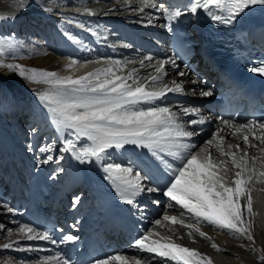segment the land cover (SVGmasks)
I'll list each match as a JSON object with an SVG mask.
<instances>
[{
  "label": "snow or ice",
  "instance_id": "obj_1",
  "mask_svg": "<svg viewBox=\"0 0 264 264\" xmlns=\"http://www.w3.org/2000/svg\"><path fill=\"white\" fill-rule=\"evenodd\" d=\"M254 6H264V0H190L184 10L158 5L154 0H141L140 10L151 8L160 12L171 30V22L186 13L195 15L203 11L212 21L230 25ZM44 10L51 11L48 8ZM15 46L11 38H0V56ZM152 60L151 56L139 60L140 68L153 69L143 76L135 75L139 71L136 68L127 75H119L126 64L120 60L76 78L62 76L55 71L29 69L3 60H0V67L32 83L50 85L49 89L36 94L52 125L66 134L60 138V151L82 164L100 165L105 179L111 182L123 203L135 205L143 212L136 197L145 193H162L169 200L168 208L180 209L179 215L165 212L153 222L154 226L168 222L187 229L189 237L196 233L210 240L211 237L198 226L203 222L236 238L253 241L250 220L254 215L252 191L255 185H264V117L244 122L218 117L224 127H218L205 145L197 149L191 141L202 129L192 126L204 125L208 118L201 115L198 108L181 106L180 113H177L165 103L168 93L184 91L175 80L168 84L162 79L167 74L166 64L178 65L175 60L157 61L155 64L151 63ZM92 62L99 61H85L83 64ZM80 64L77 59H71L66 69L72 70ZM250 71L264 75V66L253 67ZM177 75L183 77L185 73L180 71ZM200 95L211 97L213 93L201 90ZM181 114L189 119L182 121ZM225 129L231 130L228 133L231 137L239 134L243 144L255 149L258 155L245 151L240 144L226 143V136L222 135ZM126 146L147 150L163 167L169 177L167 183L163 187L149 186L145 183L149 175L142 174L138 166H133L132 162L122 164L112 160L110 150H121ZM211 149L218 156H214ZM40 151L50 153L52 148L42 147ZM57 159L62 160L63 156ZM52 160L53 156L47 155L42 163ZM63 171V168L58 169V172ZM73 203L78 204L79 197ZM153 203L158 205L160 201L154 200ZM3 207L7 213L16 212L6 204ZM186 217L194 222L187 223ZM0 231H6L9 238L14 234L19 237L16 241L0 245L4 250H34L32 246L20 247V240L58 243L48 231H39L28 223L18 224L15 233L12 229H5L4 225H0ZM77 240V236L69 233L59 243ZM132 246L173 264H213L210 257L197 249L177 243L171 236L161 235L154 228L143 231ZM212 248L218 252L222 250L214 242ZM258 258L264 262V254ZM143 260V257L130 260L125 255H112L94 259L92 264H142ZM43 261L44 264H72L71 258L59 251L43 257ZM19 264H25V261L21 260ZM148 264H151V257Z\"/></svg>",
  "mask_w": 264,
  "mask_h": 264
},
{
  "label": "bare ground",
  "instance_id": "obj_2",
  "mask_svg": "<svg viewBox=\"0 0 264 264\" xmlns=\"http://www.w3.org/2000/svg\"><path fill=\"white\" fill-rule=\"evenodd\" d=\"M56 1L58 2V0H45L44 2L43 1L39 2L38 0H23V2L19 5L17 4V2H12V3L13 4L16 3L21 8L24 7L26 9L27 7V9H32L30 10V11H34L31 13L32 17H35L37 16L35 12L38 11L43 12L44 14H48L49 11H45L44 9L45 8L52 9V7H54V5L56 4ZM12 3H10L11 6ZM84 3H88L90 6V8L86 9V11L88 13L93 12L96 20L97 19L99 20L101 33L108 39V41H111L115 46L117 60L126 62L125 66L123 67V70L118 72L119 75H127L129 72H131L133 68L139 69V71L135 73L136 76H143L145 75L146 72H152L153 69L151 67L140 68L139 60L145 56L153 57V60L151 62L152 64H155L157 61L173 60L172 57L169 56L168 50L160 45L157 38L149 37V34H151L161 39L166 38L165 29L163 28V24L160 23V19L162 18L161 13L151 8H144L143 11H141L140 10L141 0H84ZM189 3L190 0H183V1L180 0V2L177 3L175 7H179L180 5L182 7H186ZM48 5L51 7H48ZM256 14H257V19L260 20L264 19V12L261 9L256 10ZM188 15L193 18L198 17V13L195 15L188 13ZM51 16L52 15H48L47 18L49 21L48 27L53 34V35L51 34L53 38L51 40L52 42H48L46 44L49 45L52 43L53 46L52 48L54 50V53L49 51V54L46 55L48 50L45 49L44 54L46 56H44L41 61H39L40 59L37 61L38 66L47 70H54L55 72L59 73L62 76L71 75L74 78L88 73L86 70L88 69L89 66L96 64H99L100 68L109 66L106 65L104 62H102L103 61L102 59H93L94 61H99L98 63L92 62V63H87L86 65L83 64V62L88 61L87 60L88 54L84 58H82L81 55L64 54V53H70L72 50V45H68L70 40L73 41L74 43H77L76 41L78 40L73 37L71 38L65 37L66 39H68V43L66 44V46L62 45V43L58 41L54 35L55 32L54 26H58V25L51 24L53 22V18ZM200 17L202 18L203 16L200 15ZM78 18L79 16L75 15L74 19H78ZM64 23H65L64 24L65 29L62 28V30H64L66 33V31H70L69 28L72 25L70 26V22L66 20ZM172 25H173V21L171 22V26ZM65 33H63L64 36ZM127 45H130V47H127ZM158 53H161L163 55V58L161 59L157 58L156 54ZM71 59H77L78 61L81 62V64L72 70H68L66 69V65L70 62ZM175 62L176 65H178V62L177 61ZM27 63L33 65L30 59H27ZM145 63L148 64L147 61H145ZM200 67L201 68L204 67L203 61L200 62ZM177 69L179 68L173 66L171 63L166 64L165 71L167 74L164 75L162 79L165 83L168 84H171V82L175 80L177 83L181 84L184 91L168 93L165 98V102L167 103V105L172 107L173 111L177 113H180L181 106L194 107L199 109L201 115L208 118L204 125L192 126L194 128H197L198 130L202 129L199 135L193 137L194 141L198 143L197 144V149H198L205 145V141L211 138L212 134L218 127H224V126L220 124L219 120H215L218 119L217 116L210 117L211 114L208 113L209 111L205 109L204 106L205 100L203 99L205 97L200 95V90H199L200 87L204 86L205 80H202L197 76L194 77L192 72H187L184 69H180L179 71H177ZM190 69L192 70V67ZM4 70L5 69H0V72L5 73ZM175 71L177 72L175 73ZM180 71H183L185 73L183 77L177 75V73ZM129 83H131V81H129ZM43 87L46 88L45 90H47L50 88V85L45 84L43 85ZM193 89H195V91H193ZM207 91L212 92V89L208 87ZM189 94L193 96H197V98L195 100L189 101L188 100ZM13 103L17 104V107H21L19 103L14 101L13 97L6 99L4 104L1 106L3 111L1 112V116H0V164H3V162H6L8 164L10 168L9 174L11 173L12 169L23 170L25 168V162H24L25 159L30 160L31 163H33L34 160L38 161V164L34 165V169L36 170L34 171L33 169L31 172H27L28 174H24L23 172L21 173V171H19L20 174H23V176L24 177L26 176V178L24 180V183L19 186L18 192L12 188L13 194H16L15 199L11 200L13 201V203H10L9 201L7 202L5 200V197L3 195L4 190L6 189V187H4L5 183L0 182V188H2L0 189V225H4L5 229H12L13 232L15 233L18 224L20 223L30 224L31 222L39 219L40 217L39 213L35 214L33 212H27L21 215H18L16 212L15 214L7 213L3 207V205L5 204L12 208L14 207L19 208V206L32 204L33 209L35 208L36 210L38 209L36 206H41L45 204L47 205L46 210H48L50 208V205H52V207H55L56 213H53V215L56 217L58 216L60 218L63 214L65 215L67 211H74V214L79 215L78 220H80V218L83 219L84 216L90 214V215H96V219L92 220L91 221L92 223L99 222L98 220L100 217H102L103 209L101 208V203L99 202L98 199V193L101 190V188H104L105 182L106 183L109 182L110 184L112 191L109 190L108 191L109 194L113 193V196L120 203H123L119 198L117 192L115 191L114 186L111 184L110 181L105 179V173L102 171L100 165H98L97 163L82 164L76 161L68 153H66V157H65L66 159L64 160V162L67 163L68 165L65 168L60 167L63 168L64 171L58 172L59 174L57 175V180L54 181V183H57L60 186L61 185L67 186L68 188L66 189L65 187L58 188L54 185H50L46 179L51 169L53 168L52 165L53 160L44 164L42 163V161L39 162L40 158L37 157L35 158L36 155L34 152L26 153L27 152L26 147L29 144L23 140L24 131L22 129H17V123H14V121H12L9 118V115L11 116V114H13V109H12ZM41 107H39L37 111L40 110L43 111L44 115L47 118V125L45 128L46 129L53 128V130L56 132V135L58 137V143L59 141L61 143L60 138L66 134L57 131V129L50 122L46 109L43 110ZM15 110H17L18 112V108H16V105H15ZM32 112L33 114H35L36 109L35 112L34 111ZM2 113H5V115H2ZM2 117H5L6 119L4 120L2 119ZM180 118L182 121L185 122L189 119V117L183 116L182 114ZM230 131L231 130L229 129H225L224 133H222V135L226 136V143L240 144L241 148L244 149L245 151H249V153L252 155H258L255 149H250L243 144L242 138L239 134L236 137H231L230 135H228ZM205 135H209L208 138L205 141H200L201 139H203ZM14 140L17 142V145H14ZM253 143L256 142L253 141ZM121 151L122 153H125L127 151V153L129 152V154L140 153V150H137L133 147H126L125 149H121ZM211 151L214 156H218V153H216L214 149H211ZM111 158L112 160L118 163H120V161L123 160L122 157L114 158L111 156ZM135 160L137 161L136 166H138L139 169L142 170V172H144V170L147 169V165L142 153H140L139 159H135ZM61 163H63V160ZM149 171L153 172L152 169H149ZM85 179L89 180L90 185L84 184L82 185L83 186V188H81L82 190L80 189L81 191L80 193L84 194V198L83 196H81L82 199L79 200L78 204L75 205L74 203L71 204L72 200L69 198L71 197V191H73V188L77 184L81 182L84 183ZM2 180L5 181L4 178H2ZM148 181H146L145 183L147 184ZM262 189H264V185H255L252 191V197L254 198V196L256 195V197L262 203V207H263L262 212H260L257 209V207L255 206L253 207L254 215L255 214L257 215V213H261L263 216L262 219L260 220V224L258 223L257 219L255 220L254 215L250 218L252 223L251 234L253 235L254 238L253 241L239 239L232 235H229L226 231H223L227 237V239H225V237H223L222 234H219L217 232L218 230L215 231V228L207 225L206 223L204 226L202 224L201 225L199 224L198 226L200 227L201 231L205 232L209 237H211L210 240L200 236H196L197 234L192 237H189L188 234L187 236H185L184 234H182L183 231L185 230L183 228L180 229V226L178 225H175V227H171L170 229L168 228L169 229L168 231H165L166 229L165 230L163 229V225L160 226L152 225L150 229L154 228V230L159 232L161 235L171 236L177 243H180L189 248L197 249L202 254L210 257L213 261V264H264L258 258L260 254H264V193L260 192V190L264 192V190ZM1 190H3V193L1 192ZM25 191L29 192V200L28 201L24 200L22 202L21 199ZM142 197L147 198L148 197L147 193L136 197L137 205L142 201ZM244 203L245 201L242 200V204ZM144 207H143V212L140 211V213L142 214L143 220L145 221L148 214H147V209H144ZM94 211L96 212V214ZM165 212H167L169 215H179L180 209L178 207H174L171 208L169 211L165 210ZM245 215H246V210H245ZM186 222L193 223L194 221L186 217ZM30 225L36 227L39 230L37 224L33 223ZM73 225H77V227H79L80 229L82 228L81 223L76 222L73 223ZM161 231L162 232L164 231V234L161 233ZM4 232L5 231H0V241ZM73 235L77 236L78 240L82 244L86 242L88 236L87 234L85 235L84 238H82L83 235L81 233H73ZM105 238L107 241L106 244H109L110 242L113 241V240H109L108 237ZM17 239H19L18 235L15 234L12 236V241H16ZM135 239L126 241L125 244L115 242L116 244L115 250H118L117 253L114 252L113 254L111 253H106V254L109 256L125 255L130 260L133 258L143 257L144 260L142 264H148L150 257H151V264H173V262L164 261L162 258L155 257L154 254L140 252L138 248L132 246L133 241ZM193 240L195 242H193ZM237 241H239V243H237ZM213 242L216 243L222 250L218 252L215 249H213L212 248ZM19 246L20 247L32 246V248L34 249L32 251H16L23 256V259H25V264H44L43 257L55 255V253L57 252L54 249V246H52L50 241L20 240ZM102 246L103 245L98 247H102ZM253 248L256 249L255 252L252 251ZM106 249L107 248H105L104 251H106ZM3 250L4 249H0V254L3 252ZM238 251L240 253H238ZM248 251L252 253V256L255 255V258H252V256L250 257L249 255L250 253ZM27 258H29L28 261L26 260ZM19 262L20 260H15L12 261L11 263L19 264Z\"/></svg>",
  "mask_w": 264,
  "mask_h": 264
},
{
  "label": "rangeland",
  "instance_id": "obj_3",
  "mask_svg": "<svg viewBox=\"0 0 264 264\" xmlns=\"http://www.w3.org/2000/svg\"><path fill=\"white\" fill-rule=\"evenodd\" d=\"M38 1L44 2L45 0H38ZM12 2H17V4L19 5L23 2V0H0V18H3V19H0V38H3V39L11 38L15 42L16 46L11 51H7L2 56H0V60H3L5 63L20 64V65H23L24 67L29 68V69L34 68V69H40V70H46V71H54V70L44 69V68L38 66V64H37V61L39 59H40L39 61H41L44 56L49 54V51L54 53V50L52 48L53 47L52 43L49 45L46 44L48 42H52L51 40L53 38L52 37L53 34L48 27V22L47 23L44 22L40 16L32 17L31 13L34 12V11H30L32 9H27V7H26V9L24 7L21 8L16 3L13 4ZM10 3H12V6ZM155 3H157L156 0H155ZM24 10H26L28 12L24 14L23 13ZM38 12H40V11H38ZM76 20L77 19H74V21H76ZM45 49L48 50L46 55L44 54ZM27 59H30V61L33 63V65L28 64ZM0 69H5L4 70L5 73L0 72V116H1V112L3 111L1 106L4 104L5 100L13 97L14 101L19 103L21 105V107H17V104L13 103V105H12L13 114H11V116L9 115V118L12 121H14V123H17V124L28 123L26 126L24 125L25 128L22 127V130L24 131L23 140L29 144L26 147L27 148L26 153L34 152L36 155V156L34 155L35 158L37 157V158H40V160H41V156L34 151L33 145L35 144L37 146V148L35 149L37 151H39V149L42 147H46V146L51 147L52 151L50 153L49 152H43L42 156H44L46 154V155H52L53 157H56V154H54V153L56 150H58L60 152V156L61 155L64 156L62 159L63 163H61L62 160L57 159V162L60 163V166L58 168H60V167L65 168L68 165L67 163L64 162V160L66 159L65 158L66 153H62L60 151L61 143H60V141L58 143V137L56 135V132L53 130V128L52 129H48V128L46 129L45 128L47 125V118L44 115L43 111H41V110L37 111V109L39 107L43 106V104L41 101H39L36 93L38 91L45 90L46 88L43 87V85H45V84L32 83L30 81L25 80L22 77H19L16 73L11 72L7 68L0 67ZM179 70H180V68L177 69V71H179ZM177 71H175V73ZM15 105H16V108H18V112L13 107ZM35 109H36V112H35ZM42 109L45 110L44 107ZM32 111H34L35 114H33ZM2 115H5V113H2ZM28 115H30V116H28ZM41 116H43V119L44 118H46V119L43 120ZM2 119L5 120L6 118L2 117ZM7 121H8V119H7ZM20 128H21V126H20ZM17 129H19V128H17ZM28 130H30V131H28ZM29 136H31V140H29ZM25 138L28 139V142L25 140ZM54 141H55V143H53ZM29 146L32 147L31 150H30ZM126 152L122 153V154H124V157H122V159L127 161L128 159H127ZM127 163H128V161H127ZM35 170L36 169H34V171ZM0 182L5 183V181H3V180H1ZM56 185H57L56 187H60V185H58L57 183H56ZM258 189H260V188H258ZM1 192L3 193V191H1ZM81 194L82 193H78L77 195L83 196V198H84V194H82V195ZM3 195L5 197L4 193H3ZM69 198L72 200L71 197H69ZM80 199H82V197ZM5 200L7 202L9 201L10 203H13V201L7 200L6 197H5ZM74 200L75 199H73V202H74ZM201 224L203 226L205 225V223H203V222H201L200 225ZM162 225H163V229L164 230L166 229L165 231H168L171 227H175V225H172L168 222H163ZM164 226H166V227H164ZM180 229H182V227H180ZM183 229L185 231H183L182 234L187 236V234H188L187 229H185V228H183ZM215 231H217V229H215ZM217 232L219 234H222V236L225 237V239H227L226 234L223 231L218 230ZM161 233L164 234V231L163 232L161 231ZM194 235H196V233H193V236ZM196 236H199V235L197 234ZM5 242H12V237L9 238L7 236L6 231L3 233V236L1 237L0 245L5 243ZM237 243H239V241H237ZM0 249H3V248L0 247ZM238 253H240V252L238 251ZM249 255L251 257L252 253H250ZM249 255H246V256H249ZM252 258H255V255L252 256ZM15 260L25 261V259H23V256L19 252H16L14 249L3 250V252L0 254V264H4V263L5 264H12L11 262L15 261ZM26 260L28 261L29 258H27Z\"/></svg>",
  "mask_w": 264,
  "mask_h": 264
}]
</instances>
